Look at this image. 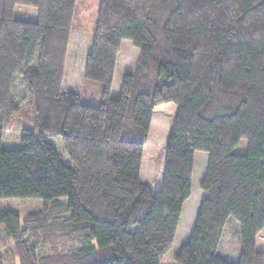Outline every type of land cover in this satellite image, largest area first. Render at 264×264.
I'll use <instances>...</instances> for the list:
<instances>
[{
  "label": "trees",
  "instance_id": "16d2710c",
  "mask_svg": "<svg viewBox=\"0 0 264 264\" xmlns=\"http://www.w3.org/2000/svg\"><path fill=\"white\" fill-rule=\"evenodd\" d=\"M75 3L0 0V199L43 201L23 217L0 210V264H264V0H99L84 67L99 100L63 89ZM17 7L36 21L15 19ZM124 40L138 56L113 99ZM16 83L34 125L9 150ZM166 104L177 112L152 194L141 164ZM198 152L208 155L202 200L171 257ZM229 218L236 263L218 255Z\"/></svg>",
  "mask_w": 264,
  "mask_h": 264
},
{
  "label": "rangeland",
  "instance_id": "374dc122",
  "mask_svg": "<svg viewBox=\"0 0 264 264\" xmlns=\"http://www.w3.org/2000/svg\"><path fill=\"white\" fill-rule=\"evenodd\" d=\"M98 5L99 0H76L63 82L64 90H70L78 94L84 92L83 98H94L95 100L100 99L101 86L98 83L84 80V67L86 57L91 49ZM14 15L17 20L34 22L37 18V11L29 7H17ZM124 42H127V45L125 46L124 43L121 45V56L118 63L119 71H116V81L111 92V98L113 99H116L117 92H119L120 84L118 80L121 75V73L119 75V72L125 65L133 64V52L136 51L130 41L125 40ZM131 50L132 53H129L128 51ZM14 94L19 98L20 102L18 104H21V106L18 113L4 123L5 130L2 148L9 150L18 147L20 131L24 128H32L34 125L33 111L27 102L24 101L22 91L18 88L17 83L14 88ZM176 112L177 108L172 104H166L154 110L156 118L144 148L140 173V181L148 186L152 194H155L161 188L165 146ZM49 141L60 154L63 161L68 163L60 139L49 138ZM207 161L208 155L206 153L198 152L194 156L191 197L183 207L175 240L169 251L171 257L176 255L188 241L202 200L200 183L206 171ZM0 210L4 213H13L23 217L29 213L41 212L43 210V201L40 199H0ZM239 229V225L232 218H229L218 248V255L230 263H236L238 260L240 250Z\"/></svg>",
  "mask_w": 264,
  "mask_h": 264
},
{
  "label": "crops",
  "instance_id": "0c3cea01",
  "mask_svg": "<svg viewBox=\"0 0 264 264\" xmlns=\"http://www.w3.org/2000/svg\"><path fill=\"white\" fill-rule=\"evenodd\" d=\"M124 41H125V40H124ZM124 41H122L121 45L124 43V45L126 46V45H127V42H124ZM128 52H129V53H132V50H131V51H128ZM133 53H134V56H133V57H134V59H133V60H134V61H133V64H132V65H125L123 68H121V71L119 72V75H120V73H121V75H120V79L118 80L119 84L121 83L122 77H123L125 74H132L133 71H134L135 62H136V59H137V56H138V50L136 49V51L133 52ZM120 56H121V54L119 53L118 63H119V60H120ZM118 63H117V66H116L115 75H116V71H117V70L119 71ZM115 75H114L113 85H114V83H115V81H116V77H115ZM113 89H114V86L112 87V91H113ZM112 91H111V92H112ZM118 95H119V92H117L116 98L118 97ZM158 117H159V119H160V115H159V114H158ZM155 118H156V116H155L154 113H153L149 133H151V131H152V129H153V122H154V119H155ZM148 136H149V135H148ZM192 181H193V179H192ZM194 221H195V220H194ZM190 233H191V232H190ZM189 236H190V234H189Z\"/></svg>",
  "mask_w": 264,
  "mask_h": 264
}]
</instances>
